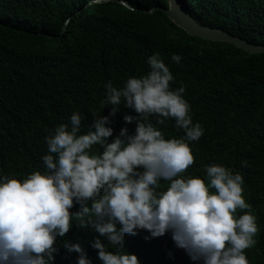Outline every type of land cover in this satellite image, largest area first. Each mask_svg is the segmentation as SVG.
I'll return each instance as SVG.
<instances>
[{
  "label": "trees",
  "instance_id": "1",
  "mask_svg": "<svg viewBox=\"0 0 264 264\" xmlns=\"http://www.w3.org/2000/svg\"><path fill=\"white\" fill-rule=\"evenodd\" d=\"M91 1L0 0V176L22 180L42 172L45 137L73 112L82 115L81 134L86 133L94 116L110 111L102 103L104 85L119 88L127 78L146 74L147 57L159 54L174 76L171 87L183 84L192 120L204 129L198 141L189 142L194 159L182 175L204 178L205 166L213 163L241 173L242 195L257 225L255 244L244 252L249 264H264V53L188 35L163 11L148 12L167 7V0H124L129 7ZM182 2L198 24L264 44V0ZM173 54L182 57L179 64L171 61ZM125 114L136 115L121 107L113 136L121 127L134 132ZM156 127L165 139L184 135L171 118ZM159 183L158 190H166L170 182ZM69 211H79V205L74 202ZM76 222L57 238L52 264H76L79 254L65 243L79 244L91 264H102L91 245L97 238L107 241ZM122 250L141 264H198L176 247L170 232L126 233Z\"/></svg>",
  "mask_w": 264,
  "mask_h": 264
},
{
  "label": "clouds",
  "instance_id": "2",
  "mask_svg": "<svg viewBox=\"0 0 264 264\" xmlns=\"http://www.w3.org/2000/svg\"><path fill=\"white\" fill-rule=\"evenodd\" d=\"M181 59L171 56L176 64ZM146 63V74L127 78L122 87L104 85L102 103L110 111L94 116L86 133L82 115L73 112L45 137L42 172L22 180L0 176V264H52L57 238L73 220L107 241L97 238L91 245L102 264H141L122 250L124 234L140 229L151 237L170 232L176 247L198 264H249L244 250L255 244L257 225L242 195L241 173L213 163L205 166L204 178L182 175L194 159L189 142L204 129L192 120L183 84L171 87L174 76L159 54ZM121 107L136 113L123 115L125 124H135L134 132L121 127L113 136ZM169 118L182 137L165 139L156 127ZM161 180L170 182L166 190H158ZM74 202L79 211L70 213ZM65 247L79 254L76 264H91L79 244Z\"/></svg>",
  "mask_w": 264,
  "mask_h": 264
},
{
  "label": "water",
  "instance_id": "3",
  "mask_svg": "<svg viewBox=\"0 0 264 264\" xmlns=\"http://www.w3.org/2000/svg\"><path fill=\"white\" fill-rule=\"evenodd\" d=\"M113 1L129 7L124 0H92L91 2ZM167 7H153V10H161L167 18L176 26L183 29L188 35L231 44L249 54L264 53V44L251 43L239 36L232 35L221 28L209 27L198 24L190 15L186 5L182 0H167Z\"/></svg>",
  "mask_w": 264,
  "mask_h": 264
}]
</instances>
